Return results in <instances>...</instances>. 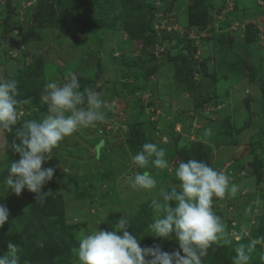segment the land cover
<instances>
[{"label": "rangeland", "instance_id": "rangeland-1", "mask_svg": "<svg viewBox=\"0 0 264 264\" xmlns=\"http://www.w3.org/2000/svg\"><path fill=\"white\" fill-rule=\"evenodd\" d=\"M46 3L54 15L45 10L37 20ZM62 8L53 0H0V76L21 89L17 125L0 130V203L9 209L0 255L13 243L20 264H46L44 249L60 238L68 251L52 264H77L81 237L97 224L112 230L122 215L142 248L178 251L175 240L151 236L152 201L161 200V187L179 190L174 168L195 159L238 186L213 204L233 243L213 245L202 260L233 264L240 243L264 237V0H72ZM71 74L81 91L102 94L106 119L53 150L42 165L55 168L43 203L27 190L16 196L5 184L19 159L15 128L43 119L46 84ZM146 142L163 148L170 164L145 169L157 181L150 192L130 186L141 171L131 156ZM250 256L249 264H264V244Z\"/></svg>", "mask_w": 264, "mask_h": 264}, {"label": "clouds", "instance_id": "clouds-1", "mask_svg": "<svg viewBox=\"0 0 264 264\" xmlns=\"http://www.w3.org/2000/svg\"><path fill=\"white\" fill-rule=\"evenodd\" d=\"M80 88L75 74L63 83H47L43 97L47 115L43 119L25 120L22 127L15 128L11 147L19 154V159L9 166L5 180L8 191L19 196L22 190H27L36 194V201L43 203L46 194L51 193V190L42 191L43 186L53 180L55 168L42 165L50 160L53 150L75 132L95 128L105 121L102 94ZM20 94L17 80L0 76V130L12 132L17 125L20 118L17 97ZM23 103L28 104L30 100L25 99ZM166 156V151L157 144L144 143L141 150L131 156L132 163L141 171L130 177V186L146 192L155 189L157 181L145 169L149 165L168 169L170 164ZM174 174L179 181V190L160 188L161 200L152 201L157 218L149 227L152 237L175 240L178 251L168 253L159 245L142 248L141 238L129 230V220L122 215L112 230H98L97 224L81 237L77 264H202L213 245H231L233 236L222 218L213 211V204L214 199L234 197L238 186L231 183L223 171L195 159L179 162ZM8 219L9 209L0 203V227ZM234 239L239 241L242 237L235 236ZM256 244H264V237H257L247 246L240 243L235 248L233 264H249L250 253ZM18 253V245L9 243L7 252L0 255V264H20Z\"/></svg>", "mask_w": 264, "mask_h": 264}, {"label": "trees", "instance_id": "trees-1", "mask_svg": "<svg viewBox=\"0 0 264 264\" xmlns=\"http://www.w3.org/2000/svg\"><path fill=\"white\" fill-rule=\"evenodd\" d=\"M67 1H71L72 2V0H53V3H55V4H58L59 5V8H60V10L61 11H63V12H65L66 10H68V9H64V8H62L64 5H65V3L67 2ZM44 3V2H43ZM42 3V4H43ZM94 3H95V6H97L99 3H100V0H94ZM48 3H46V4H44V6L42 5L40 8H41V10H40V12L38 13V14H40L39 15V17H37V20H41L42 21V18H41V13L43 12V11H45V10H51V14H53L54 15V11L52 10V6H53V4L52 5H49ZM74 7H76V6H74ZM114 4H113V9H114ZM38 8H39V6H38ZM55 9V8H54ZM122 9V8H121ZM133 9V7L132 8H130V9H125V12L126 11H131ZM100 11H99V14H101L102 13V10L101 9H99ZM122 11H123V9H122ZM196 16H200L201 14H195ZM131 16V14L130 15H128L127 17L129 18ZM125 20V19H124ZM148 27H149V25H148ZM124 29H125V31H127L128 29H129V24H127V21H126V25L124 26ZM147 29H149V28H147ZM129 33H131V32H129ZM54 183V182H53ZM64 242V241H63ZM65 245L64 244H61L60 243V238H56V239H54L50 244H48V246H47V248H45L44 250V253L42 254V255H46L45 257H46V259H48L45 263L46 264H52L53 263V260H54V258H58L59 256H60V258H61V255L62 254H64V253H66V250L68 251V248H66V246L64 247ZM65 251V252H64Z\"/></svg>", "mask_w": 264, "mask_h": 264}]
</instances>
